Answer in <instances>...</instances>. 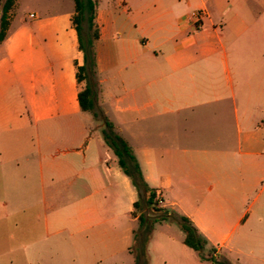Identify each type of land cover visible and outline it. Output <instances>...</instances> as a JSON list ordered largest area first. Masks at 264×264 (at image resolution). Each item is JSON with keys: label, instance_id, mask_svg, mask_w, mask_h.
Here are the masks:
<instances>
[{"label": "crops", "instance_id": "crops-1", "mask_svg": "<svg viewBox=\"0 0 264 264\" xmlns=\"http://www.w3.org/2000/svg\"><path fill=\"white\" fill-rule=\"evenodd\" d=\"M96 1L97 102L145 182L221 260L264 264V0H117L111 12ZM73 15L8 14L0 264H75L94 245L107 260L131 255L148 211L132 215L139 194L79 105L87 83ZM165 244L178 264H211L183 240ZM149 263L169 256L153 262L150 250Z\"/></svg>", "mask_w": 264, "mask_h": 264}, {"label": "trees", "instance_id": "trees-1", "mask_svg": "<svg viewBox=\"0 0 264 264\" xmlns=\"http://www.w3.org/2000/svg\"><path fill=\"white\" fill-rule=\"evenodd\" d=\"M74 2V15L72 17L73 26L78 34L79 50L84 56V65L78 67V80L79 82L87 80L88 72L95 73L96 69V53L94 51V42L98 39V30L94 29V21L96 17L97 1L96 0H73ZM14 6V0H6L2 8V16L0 19V43L6 37V31L9 26L8 14ZM86 22L90 30H93L92 36L87 40L85 46L82 36L81 24ZM86 75V76H85ZM79 105L81 110L89 112L96 118L97 112L95 111L94 94L89 85V82L80 91L78 95ZM103 130L102 137L107 145L117 157L118 165L123 173L128 176L139 194V200L134 203V211L132 215H136V210L141 208V205L146 206L150 217L145 214L138 217L139 231L134 233V243L139 250V257L144 264H148L147 244L150 239V232L154 225L165 220H171L177 223L180 230L184 234L183 244L189 249L193 250L200 261L210 262L211 264H229L220 259V255L216 253L213 247H208V241L201 236L197 229L191 224L189 219L183 216H177L169 212L166 208L159 204L160 193L157 190L151 189L145 182L140 167L132 153L129 144L117 134L115 126L103 116ZM133 248H131V252Z\"/></svg>", "mask_w": 264, "mask_h": 264}, {"label": "rangeland", "instance_id": "rangeland-1", "mask_svg": "<svg viewBox=\"0 0 264 264\" xmlns=\"http://www.w3.org/2000/svg\"><path fill=\"white\" fill-rule=\"evenodd\" d=\"M6 0H0V19L2 16V8ZM117 0H99V7L100 11H108L111 12L113 8L116 6ZM63 11H72L74 12V2L73 0H14V7L12 9V14L16 16V20L26 17L29 13L36 14V13H53V12H63ZM82 29V36L84 39L85 46H87V40L89 37L92 36L93 30H90L88 27V24L86 22H82L81 24ZM94 29H97V25H94ZM95 51V47H94ZM96 53V51H95ZM86 76V75H85ZM87 80H85L84 84L89 82V85L93 91L94 94V107L95 111L97 112L95 120V124H97L96 127H94V132H98L99 135L102 137V130H103V114L99 108V103L97 102L96 96H98L99 93V87L97 82V71L95 69V73L88 72L87 74ZM110 106V105H108ZM117 134L120 135L117 128L114 130ZM121 136V135H120ZM144 209V208H143ZM146 215L151 214L146 211ZM139 231V223L135 224V232ZM166 237H171L175 241H182L184 234L180 230L179 226L176 222L171 220H165L160 223H157L154 225L153 229L150 232V239L147 244V255H148V264L149 263V255L150 250L152 251V258L153 262H159V260L162 257H165L166 255L169 256V263L170 264H178V258H177V252L174 250L173 247H167L165 244ZM93 252V257H87V258H80L79 262L78 260H75V264H83L91 263L92 264H144L141 259H139V250L136 248L137 245L133 242L132 248L133 252H131V255L129 254H121L117 256L116 258L107 260V256L99 255L100 253L96 249ZM193 252V251H190ZM209 252V248H206V253ZM194 254V252H193ZM196 254V253H195ZM70 256L68 254L62 252L61 254V263H72L73 262V255L72 260H70ZM82 259V260H81ZM0 263H6V258H3ZM73 264V263H72Z\"/></svg>", "mask_w": 264, "mask_h": 264}, {"label": "built area", "instance_id": "built-area-1", "mask_svg": "<svg viewBox=\"0 0 264 264\" xmlns=\"http://www.w3.org/2000/svg\"><path fill=\"white\" fill-rule=\"evenodd\" d=\"M205 13L204 11H198V12H193L192 13V17L195 18V22H196V26L197 28H199L201 26V22L203 20ZM31 17H33V15H30ZM159 204L162 205V200H159Z\"/></svg>", "mask_w": 264, "mask_h": 264}]
</instances>
